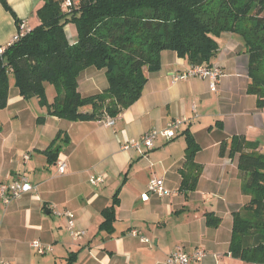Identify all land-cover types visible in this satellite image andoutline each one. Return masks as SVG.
I'll use <instances>...</instances> for the list:
<instances>
[{
	"label": "crops",
	"instance_id": "0c3cea01",
	"mask_svg": "<svg viewBox=\"0 0 264 264\" xmlns=\"http://www.w3.org/2000/svg\"><path fill=\"white\" fill-rule=\"evenodd\" d=\"M6 3L11 11L0 2V48L10 44L20 23L30 30L39 24L36 10L43 0ZM65 33L69 43L76 42L73 23L65 26ZM216 41L218 52L211 67L220 75L215 90L208 78L173 80L192 65L176 52L163 50L160 68L146 71L140 97L112 125L106 124L107 116L70 121L50 115L36 96L24 98L10 77L7 104L0 109V181L24 176L33 189L9 204L0 202V262L67 264L73 253L71 264H167V256L182 248L205 251L191 264H254L229 252L232 214L250 197L243 191L236 158L220 156L219 144L242 135L258 141L264 152V107L258 108L256 96L247 92V55L241 37L223 32ZM106 86L104 70L89 67L79 75L83 96ZM54 95L47 97L49 102ZM174 119L180 120L174 138L157 137L150 149H122L124 143L151 129H163ZM58 132L67 143L61 141L55 161L49 162L44 151ZM187 134L199 147L193 162L201 171L192 189L181 188L182 181L192 177L184 166ZM58 160L67 165L62 174L57 172ZM92 176L103 181L94 185ZM152 178L162 179L170 194L148 193L142 199ZM114 196L118 203L112 230H103V211ZM53 209L71 211L84 234L72 238L65 218ZM206 213L219 218L217 226L206 224ZM35 239L51 250L38 253L31 246Z\"/></svg>",
	"mask_w": 264,
	"mask_h": 264
},
{
	"label": "trees",
	"instance_id": "16d2710c",
	"mask_svg": "<svg viewBox=\"0 0 264 264\" xmlns=\"http://www.w3.org/2000/svg\"><path fill=\"white\" fill-rule=\"evenodd\" d=\"M43 0L36 10L39 24L18 41L7 45L0 55V109L7 104L10 77L24 98L36 96L48 114L70 121L115 118L141 95L146 71L160 68L163 50L176 52L192 66L210 68L217 56L216 37L223 32L237 34L247 55V92L264 107V0ZM1 4L9 11L6 0ZM73 23L77 40H67L65 26ZM104 70L107 86L83 96L78 78L86 68ZM55 95L48 101L45 84ZM90 106V110L84 108ZM106 117V118H107ZM42 117L37 119L42 121ZM62 132L44 151L49 162L56 159ZM57 143V144H56ZM185 162L192 177L181 188L192 189L201 171L193 162L199 149L186 135ZM54 146V147H53ZM219 155L236 158L243 179V191L250 199L232 214L229 252L254 264H264V152L258 141L232 135L219 144ZM103 211L100 228L112 230L114 208ZM208 226L219 218L205 214ZM75 255L70 253L67 264Z\"/></svg>",
	"mask_w": 264,
	"mask_h": 264
},
{
	"label": "built area",
	"instance_id": "2783aa9c",
	"mask_svg": "<svg viewBox=\"0 0 264 264\" xmlns=\"http://www.w3.org/2000/svg\"><path fill=\"white\" fill-rule=\"evenodd\" d=\"M72 5V0H64L61 4V7L64 9H69ZM30 29L27 28L23 23H20L16 33L12 36L11 43L18 41L22 38ZM5 47L0 48V55L3 53ZM220 75V71L216 67H206L205 65H195L191 66L188 70L176 74L172 76L173 80L185 79L188 77L198 76L202 78L210 79V88L215 90V85L217 82V78ZM114 123V118L107 117L106 124L112 125ZM180 125L179 119H174L169 122L165 128L163 129H151L143 133L138 139L128 141L124 143L122 149H140L141 147L150 149L154 145V140L157 137H162L164 139H172L176 136V132ZM57 172L62 174L66 169V163L64 160H58L57 163ZM103 179L99 176H92L90 178V182L94 185L102 182ZM33 189L32 184L28 181V179L24 176L17 177L12 181H0V202L3 204H9L12 201L19 199L22 195L29 192ZM147 193L142 195V199L146 200L148 198V193L155 194L158 196H165L170 194V191L164 186V182L160 178H152L150 179L147 187ZM52 212L57 216H63L66 220V229L69 232L70 236L74 239L79 238L84 234L82 229L76 227L74 214L71 211L63 210L59 211L57 209H53ZM131 233L133 235H138V231L132 230ZM31 246L35 248V250L44 254L46 251L51 250L50 246H46L42 244L39 240H32ZM206 255L205 251L202 249H196L194 251L188 252L183 250L182 248H178L171 252L167 258V264H191L196 261H200ZM0 264H3L0 262Z\"/></svg>",
	"mask_w": 264,
	"mask_h": 264
},
{
	"label": "rangeland",
	"instance_id": "374dc122",
	"mask_svg": "<svg viewBox=\"0 0 264 264\" xmlns=\"http://www.w3.org/2000/svg\"><path fill=\"white\" fill-rule=\"evenodd\" d=\"M54 94H55L54 88L48 84V86H47V97H48V99H51L52 95H54Z\"/></svg>",
	"mask_w": 264,
	"mask_h": 264
}]
</instances>
